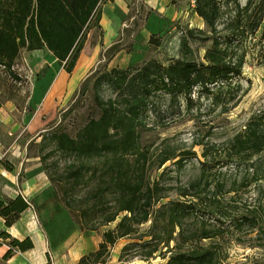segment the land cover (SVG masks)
I'll return each instance as SVG.
<instances>
[{
    "label": "trees",
    "instance_id": "obj_1",
    "mask_svg": "<svg viewBox=\"0 0 264 264\" xmlns=\"http://www.w3.org/2000/svg\"><path fill=\"white\" fill-rule=\"evenodd\" d=\"M99 1L0 0V67L12 75V67L22 48L26 51L46 49L62 68L72 72L87 30L91 26L100 27L96 9ZM194 5V12L204 21L210 34L200 38L210 41L204 61L181 57L163 65L152 58L125 68L94 70L82 80L81 91L92 84L98 116L88 118L74 136L59 131L49 133L56 152L71 161L55 176L48 172L46 165L43 169L64 209L78 216L79 228L95 230L121 215L112 229L102 232L98 248L81 256L77 264L106 262L117 239L136 234L138 242L128 244L149 248L143 255L146 259L163 245L166 250L161 257L166 256L167 260L162 264H220L217 244L205 245L202 240H218L226 233L245 228L261 230L262 220L258 219L255 207L245 214L223 211L216 194L235 189L230 186L229 190H224L225 185L219 179L212 194L216 204L212 208L201 205L204 193L201 185L208 177L222 174L221 171L212 173L205 161L200 162L199 178L179 192L181 197H191L186 200L162 201L163 186L147 175L148 159L141 149L138 128L143 116L150 111L153 99L166 96L171 102L183 100L189 106L193 93H197L225 106L235 97L236 79L243 66L242 57L233 56V47L240 37L254 34L262 24L264 33V0H246L244 5L238 0H194ZM221 22L222 31L218 29ZM204 33L198 28L186 31L187 38L194 40L197 34ZM148 42L158 44L153 34ZM107 49L110 57L119 51L116 43ZM104 86L113 93L109 99L101 95ZM230 148L240 159H250L264 152V128L259 120L251 119ZM45 155L39 156L41 162ZM171 158L174 157H162L159 167ZM181 162V159L175 160L177 164ZM250 165L254 180H264V163L259 173L255 163ZM83 189L80 196L78 193ZM28 207V201L20 194L0 197V217L5 226L15 223ZM147 222V229L139 234V227ZM0 238L9 240L8 250L3 255L5 259L14 248L24 252L33 245L29 236L20 240L4 230L0 231ZM171 242H175L173 247H170Z\"/></svg>",
    "mask_w": 264,
    "mask_h": 264
},
{
    "label": "rangeland",
    "instance_id": "obj_2",
    "mask_svg": "<svg viewBox=\"0 0 264 264\" xmlns=\"http://www.w3.org/2000/svg\"><path fill=\"white\" fill-rule=\"evenodd\" d=\"M238 1L242 5L246 2V0ZM167 5L171 7L170 9H174L177 18L171 20L164 14L157 15L155 10L148 7L143 0H139L135 7L132 6L129 17L126 19L127 26L119 33V41L116 43L122 53L110 57L111 52L107 49L102 54V60L89 74L94 70L103 71L111 67L125 68L137 65L152 58L163 65L181 57L204 61L203 56L206 48L210 46V41H203L200 38L210 34L202 19L203 25H200V17L193 10L194 0H170ZM225 11L229 12V8ZM150 15L160 20L161 25L151 27L153 31H150V35L153 34L156 37L158 44L148 42L150 35L147 36L146 41V37L136 34L145 23H148ZM195 28L205 33L197 34L198 37L195 40L187 38L186 31ZM94 29L97 32L95 26ZM218 29L222 31V22ZM262 29L263 24L254 34H245L240 37L239 43L233 47L235 50L233 56L235 58L241 56L243 66L241 75L236 79L238 89L234 90L235 97L225 106L214 103L211 97L197 93H193L192 103L189 106H186L183 100L171 102L169 97H157L153 99L150 111L143 116L138 128L141 149L148 159L147 175L151 179H157L163 186L165 196L162 201L190 199L189 196H179V192L186 184L199 178L200 162L205 161L209 164L212 173L221 171L222 174L208 177L201 185L204 189L202 206L212 208L216 204L212 194L215 192L219 179L225 185L224 190H229L230 186L235 189L229 193L216 194V199L219 200L223 211L230 214H245L252 207L257 210L258 219L262 220L260 231L257 229L249 231L245 228L242 231L226 233L218 240H202L201 243L205 245L211 242L217 244L221 255L220 264H264V180H254L250 165L255 163L259 173V167L264 163V152L255 154L250 159H240L231 148L229 149L236 135L245 130L251 119L259 120L264 128V33L261 32ZM137 39L140 41L139 46L132 49V44ZM185 39L186 44H184ZM96 40L97 38H94L93 42ZM26 52L23 48L20 50L19 57L12 67L14 74L4 72L0 67V107L5 108L6 102L10 101L13 114L19 124L14 130L5 128L1 117L0 139L4 137L2 142L5 144L8 139L17 140L21 149L25 147V156L29 158H39L46 153L44 162H41L39 158L40 166L43 169V165H46L48 172L55 176L61 173L71 159L56 152L54 143L48 138L49 133L59 131L74 136L88 118L98 116L99 112L94 101L92 84L89 83L83 93L81 91V82L84 79L82 77L85 72L82 71L81 65L77 64L71 74L65 72L63 77L56 80L47 102L48 107L44 113L40 111L36 116L37 109L31 106L29 98L31 82L37 75L30 69L32 63ZM49 78L50 73L45 80ZM101 95L104 99H109L113 93L104 86L101 89ZM29 124L30 126L27 127ZM31 136L33 137L29 139ZM165 156L174 158L159 167L160 159ZM177 159H181L182 162L175 163ZM2 162L6 168L10 164L5 159H2ZM43 171L45 173L44 169ZM84 191L83 189L78 194L81 196ZM68 214H64L61 220L65 229L70 225H78V216L74 212ZM120 216L111 223L99 225L95 230H85L94 232V236L101 238L102 232L112 229ZM69 219L71 222L68 221ZM148 225L149 222L141 225L139 234L143 233ZM8 242V239L0 238V245L7 246ZM134 242H138L137 234L117 239L109 250L107 261L110 260L111 255L116 256V259L124 264L131 262L132 264H162L167 260L166 256L161 257V253L166 250L163 245H160V249L146 259L143 255L149 248L139 244H128ZM174 243L171 242L170 247H173ZM124 246L126 247L123 250ZM16 251L19 250L14 248L11 256ZM3 255L0 257V264H7L6 261L11 256L5 259Z\"/></svg>",
    "mask_w": 264,
    "mask_h": 264
},
{
    "label": "crops",
    "instance_id": "obj_3",
    "mask_svg": "<svg viewBox=\"0 0 264 264\" xmlns=\"http://www.w3.org/2000/svg\"><path fill=\"white\" fill-rule=\"evenodd\" d=\"M139 0H100L96 9L99 13V25L97 32L94 26L87 30L86 40L79 52L75 65L80 64L85 78L102 59V54L108 47L117 43L119 33L127 26L126 19L129 11ZM170 0H143L148 7L153 8L157 15H165L168 18H177L174 9L168 7ZM173 10V11H171ZM200 25H203L201 18ZM160 20L150 15L148 23L136 34L146 37L150 35L151 27H159ZM168 21V20H167ZM163 22V21H161ZM96 33V34H95ZM146 34V35H145ZM97 38L93 42L94 38ZM149 37V36H148ZM92 39V40H91ZM137 39L132 44V49L139 46ZM31 59V70L35 73V79L31 82L30 104L37 109L36 116L48 107L47 102L56 80L68 73L62 64L46 49H34L26 52ZM122 53L119 50L115 56ZM74 65V67H75ZM73 67V70L75 69ZM72 70V72H73ZM72 72L68 73L71 74ZM50 73V78L45 80ZM81 79V80H82ZM80 80V81H81ZM6 108V109H5ZM0 107V121L3 118L5 128L15 129L19 124L13 114V106L7 101ZM2 123V122H0ZM27 125V127H29ZM33 136L29 137L31 139ZM0 139V197L9 198L20 194L25 198L29 207L19 216V219L6 227L4 219L0 217V231L17 239H24L29 236L32 240V248L24 252L16 251L7 264H77L78 259L90 251L98 248L100 237L94 236V232L81 230L79 225H68L67 229L61 224L63 215L68 214L62 203L59 201L55 187H53L44 173L39 158L25 156V147L20 148L17 140L8 139L3 143ZM2 159L9 161L7 168L3 165ZM68 217V216H67ZM68 221L71 222L69 219ZM7 250L6 244L0 245V257ZM110 260L103 264H124L116 256H110ZM129 264H132L129 263Z\"/></svg>",
    "mask_w": 264,
    "mask_h": 264
},
{
    "label": "built area",
    "instance_id": "obj_4",
    "mask_svg": "<svg viewBox=\"0 0 264 264\" xmlns=\"http://www.w3.org/2000/svg\"><path fill=\"white\" fill-rule=\"evenodd\" d=\"M98 264H103V263L100 262V263H98Z\"/></svg>",
    "mask_w": 264,
    "mask_h": 264
}]
</instances>
